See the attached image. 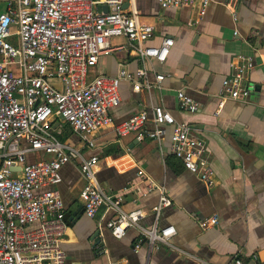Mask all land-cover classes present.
Returning <instances> with one entry per match:
<instances>
[{"label":"crops","instance_id":"obj_1","mask_svg":"<svg viewBox=\"0 0 264 264\" xmlns=\"http://www.w3.org/2000/svg\"><path fill=\"white\" fill-rule=\"evenodd\" d=\"M133 2L140 20L154 26L147 43L160 45L170 37L173 45L164 62L148 59L143 65L127 50L126 38L114 37L113 45L124 47L100 57L93 73L116 75L121 67L134 73L144 67L152 87L137 91L132 81L123 80L113 120L121 122L146 111L144 129L149 131L151 107L162 106L205 140L216 181L206 186L172 156L169 126L161 140L147 136L139 140L134 132L118 137L104 128L90 136L94 146L89 147L68 125L55 123L64 142L78 148L84 158L98 156V181L107 192L121 196L124 210H145L142 226L155 223L151 207L158 194L148 190V179L164 185L172 204L161 210L157 224L176 228L169 244L155 249L137 228L115 237L105 225L104 207L92 218L84 214L80 160H72L62 166L61 182L49 186L59 190L70 216L62 242L66 264H197V258L228 264L236 256L243 264H264V0H210L202 16L191 7L162 8L158 0ZM4 3L0 0V11ZM239 54L252 61L249 76L254 89L245 100L223 99L222 80ZM159 73L164 79L156 86ZM178 90L197 102V111L179 107ZM33 157L28 155L29 160ZM213 213L218 214V225L202 229L199 222Z\"/></svg>","mask_w":264,"mask_h":264},{"label":"built area","instance_id":"obj_2","mask_svg":"<svg viewBox=\"0 0 264 264\" xmlns=\"http://www.w3.org/2000/svg\"><path fill=\"white\" fill-rule=\"evenodd\" d=\"M158 2L162 8H195L202 16L210 0ZM117 36L126 38L127 50L143 65L148 59L164 62L173 45L170 37H164L160 45L147 43L154 36V26L140 20L133 0H5L0 11V264H66L64 203L59 190L49 186L60 183L62 166L76 159L80 160V198L87 217L104 207L105 225L115 237L137 228L150 249L169 244L176 234L173 225L157 224L161 210L172 204L164 185L148 179V190L158 194L151 207L155 223L142 226L145 210H124L121 196L107 192L98 181V156L84 158L78 148L60 140L49 131L55 123L68 125L89 147L94 146L90 136L104 128H111L118 137L134 132L139 140L145 136L161 140L169 126L172 155L206 186L215 184L205 140L162 106L151 107L153 129L149 131L144 129L149 119L146 111L114 122L112 111L121 103L123 80L132 81L137 91L152 87L144 67L134 73L124 67L116 75L93 73L100 57L124 47L111 43ZM230 65L220 97L245 100L254 89L249 76L252 61L239 54ZM155 79L159 86L164 75L159 73ZM177 98L181 109L198 110L197 102L184 91L178 90ZM261 107L264 110V96ZM218 222V214L213 213L199 225L208 229ZM228 264L243 262L236 256Z\"/></svg>","mask_w":264,"mask_h":264},{"label":"water","instance_id":"obj_3","mask_svg":"<svg viewBox=\"0 0 264 264\" xmlns=\"http://www.w3.org/2000/svg\"><path fill=\"white\" fill-rule=\"evenodd\" d=\"M126 6H127V3L124 4V7H126ZM102 9H103L104 11H106V10H107V7H106V6H103ZM9 169H10V170H16L17 168H16V167H10ZM69 217H70L69 214L65 212V214H64V219H65V222H66V223H67ZM67 224H68V223H67ZM95 234H96L95 236H97L98 233L96 232ZM95 242H98V239H97L96 237H95Z\"/></svg>","mask_w":264,"mask_h":264},{"label":"rangeland","instance_id":"obj_4","mask_svg":"<svg viewBox=\"0 0 264 264\" xmlns=\"http://www.w3.org/2000/svg\"><path fill=\"white\" fill-rule=\"evenodd\" d=\"M118 37V36H117ZM120 37V36H119ZM122 37V36H121ZM112 44L116 42L115 38L112 37L111 38ZM61 119V118H60ZM50 132H52L55 136H57L59 138V134L57 133V131L53 128V126L49 129ZM60 139V138H59ZM61 140V139H60Z\"/></svg>","mask_w":264,"mask_h":264},{"label":"trees","instance_id":"obj_5","mask_svg":"<svg viewBox=\"0 0 264 264\" xmlns=\"http://www.w3.org/2000/svg\"><path fill=\"white\" fill-rule=\"evenodd\" d=\"M59 138L62 140V141H65V138L63 137V136H61V135H59ZM174 158H176L174 155H172ZM176 159H178V158H176ZM178 160H180V159H178ZM181 161V160H180ZM181 164H182V162H181ZM183 165V164H182ZM184 167V166H183Z\"/></svg>","mask_w":264,"mask_h":264}]
</instances>
